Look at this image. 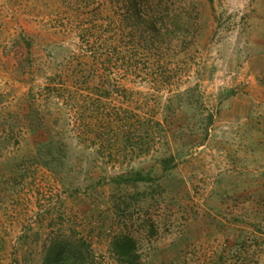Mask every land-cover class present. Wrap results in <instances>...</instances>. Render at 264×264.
<instances>
[{
  "label": "rangeland",
  "instance_id": "obj_1",
  "mask_svg": "<svg viewBox=\"0 0 264 264\" xmlns=\"http://www.w3.org/2000/svg\"><path fill=\"white\" fill-rule=\"evenodd\" d=\"M255 100L264 0H0V264H264Z\"/></svg>",
  "mask_w": 264,
  "mask_h": 264
},
{
  "label": "crops",
  "instance_id": "obj_2",
  "mask_svg": "<svg viewBox=\"0 0 264 264\" xmlns=\"http://www.w3.org/2000/svg\"><path fill=\"white\" fill-rule=\"evenodd\" d=\"M259 101V100H258ZM262 104H254L257 103L253 101V106L248 109L243 117H236L241 118L238 119L239 125V132L240 135L238 139L241 143L239 146V153L249 156L251 159L249 162L257 164V162L262 163L261 165L264 166V109L262 105H264V100H260ZM251 103V102H250ZM248 104L250 108L251 105ZM241 106H238L240 108ZM238 109L237 107H232ZM241 114V113H240ZM234 149V148H231ZM237 149V148H236ZM228 153H232V150H228ZM262 166H257L258 170H260Z\"/></svg>",
  "mask_w": 264,
  "mask_h": 264
},
{
  "label": "trees",
  "instance_id": "obj_3",
  "mask_svg": "<svg viewBox=\"0 0 264 264\" xmlns=\"http://www.w3.org/2000/svg\"><path fill=\"white\" fill-rule=\"evenodd\" d=\"M111 249L113 255L121 261V264H127L128 260L131 261L138 257L135 240L129 235H120L116 237ZM76 251L82 259L85 257L86 253H89L87 251L83 252L82 249L78 247ZM60 253L61 252H59V254Z\"/></svg>",
  "mask_w": 264,
  "mask_h": 264
}]
</instances>
